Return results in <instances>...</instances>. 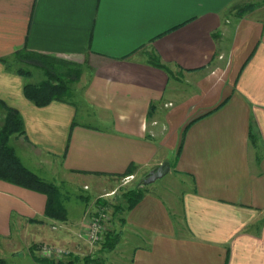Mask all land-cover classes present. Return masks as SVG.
Segmentation results:
<instances>
[{"label": "crops", "instance_id": "obj_1", "mask_svg": "<svg viewBox=\"0 0 264 264\" xmlns=\"http://www.w3.org/2000/svg\"><path fill=\"white\" fill-rule=\"evenodd\" d=\"M23 49L81 66L83 107L105 125L77 123L74 104L28 101L9 66ZM0 103L24 124L16 154L48 183L105 195L163 162L180 183L167 195L143 187L132 209L109 211L119 227L108 232L122 235L96 255L78 239L85 211L50 219L44 195L0 181L6 264H39L41 245L119 264L128 244L127 264H264V0H0Z\"/></svg>", "mask_w": 264, "mask_h": 264}, {"label": "trees", "instance_id": "obj_2", "mask_svg": "<svg viewBox=\"0 0 264 264\" xmlns=\"http://www.w3.org/2000/svg\"><path fill=\"white\" fill-rule=\"evenodd\" d=\"M254 7L247 6L239 10V17ZM13 58L18 63L32 65L37 68L50 67L49 70H46L47 77L45 80L39 83H25L23 94L28 101L32 102L38 108L46 107L53 101L73 104L69 101L71 88L67 85V81L74 82L79 80L81 70L78 67L69 65L64 70H58L61 67L58 65V60L49 56L31 53L26 49L16 52ZM148 58L150 64L154 67L162 69L167 73L169 72L167 66L162 64L157 57L148 56ZM14 72L23 78L32 76L29 70L21 67L14 70ZM71 76L74 79L73 81L70 80ZM1 105L5 111V116L3 123L0 124V181L44 195L47 198L45 215L57 221L65 220L67 215L66 209L62 205L58 187L53 183L42 180L26 168L17 156L15 149L11 146V140L14 137H22L25 135L24 124L20 113L13 108L3 104ZM255 140H257V136L252 132V141L255 142ZM132 169L131 167L127 171V174ZM143 194L144 188L141 186H136L124 192L122 195L123 204L114 207L113 211L116 214H122L132 209L140 201ZM122 221L123 219L121 218L120 222L123 223ZM119 235V233H114V231H107L100 250L112 251L119 241ZM34 260L39 264H77L80 261L85 264H105L104 260L96 255H87L82 259L76 256L61 262L37 257H34ZM0 264H6V261L0 258Z\"/></svg>", "mask_w": 264, "mask_h": 264}, {"label": "rangeland", "instance_id": "obj_3", "mask_svg": "<svg viewBox=\"0 0 264 264\" xmlns=\"http://www.w3.org/2000/svg\"><path fill=\"white\" fill-rule=\"evenodd\" d=\"M237 15H239L238 12H237ZM58 61H59L58 65H60L62 67V68L61 67L58 68V70L59 69L64 70V68L69 66L68 62H65L62 60H58ZM9 66L14 70L19 68V67L24 68L25 70H29L32 73V76L25 78V81L28 83H39V82L45 80L47 77L46 70H49V68H50V67L37 68V67H34L32 65H26V64L18 63V61H16L15 59H11L9 61ZM78 69H81V66L78 67ZM82 71L83 70H81V74H82ZM81 74H80V77H81ZM80 77H79V80H80ZM70 80L71 81L74 80L72 76L70 77ZM79 80L74 81V82L67 81V85L71 88V90H70L71 91V97H69V101L71 103H73L77 109V116H76L75 121L77 123L103 127L105 125V122L104 121L102 122L101 120H99V118L97 119L96 112L90 108H87V107L84 108L83 107V105L85 106L84 99H83V86L80 85L81 83L79 82ZM173 85H175V83L172 81L170 88H172ZM181 86L184 87L185 89H187L186 85H181ZM14 145H15L14 141H11V146L14 147ZM17 151H19V150L17 149ZM167 158H168V161L172 163L174 160V154L173 153L167 154ZM146 175H147V173L138 174L130 182H127V181L125 182L124 178H119L117 180V185H119V187H118L119 190L116 191L117 193L114 195V197L108 198L106 203H105V204L108 203L107 207H108L109 211L113 212L114 207L123 204L122 195L124 192H126L130 189H133L136 186L141 185V187H142L143 185L141 183H142V180L144 179V177ZM53 184L56 185L59 189L60 199H61L63 207L68 212H74L75 215H77L76 213L78 211L80 212L81 210H83V211L87 212L88 210H90L92 205H94V204L87 203V202H89L91 199H95L94 202L97 204L98 200L103 199V198H101V195L106 193L105 190H101V188L98 189L97 187L94 188L93 190L91 189L90 191H84L82 189L83 184L74 186L71 181L67 182V180L64 177H61L60 179L54 180ZM143 187L148 188L150 190H154L155 192H159L160 194L167 195L170 192H173V193L177 192V190L180 188V183H179V178L172 175V172H170L167 175H165L164 177L156 180L152 184H150L148 186H143ZM87 197H88V201L86 202L85 199ZM118 218H119L118 215L113 216V219L110 220L108 222V224L106 225L105 233L108 230H113L114 228L119 227ZM117 232L120 234L119 235V240H120L122 233H121V231H117ZM104 237H105V234H104ZM102 242L95 246V248L92 250L91 254H94V252H96L95 254L97 255L99 252H101L99 250L101 248ZM118 243H119V241H118ZM115 254H117L120 258L119 264H127V261H128L127 258L130 254V245L128 244L126 247L123 245L122 247H120L115 252ZM8 260H9V258H7V260H5V261H8ZM28 260H30V259H28ZM110 260L111 261L109 264H114V262L116 260L114 255H112L110 257Z\"/></svg>", "mask_w": 264, "mask_h": 264}, {"label": "built area", "instance_id": "obj_4", "mask_svg": "<svg viewBox=\"0 0 264 264\" xmlns=\"http://www.w3.org/2000/svg\"><path fill=\"white\" fill-rule=\"evenodd\" d=\"M125 182H130L134 179V176H128L124 178ZM84 189H87L85 187ZM117 190L101 196V198H108L114 196ZM85 228L78 234V239L83 241L89 248H95L104 240L105 228L108 222L111 220L109 209L107 204H97L94 209H90L85 213ZM39 254L46 259L53 260L55 262L66 261L70 258L76 257L71 250L58 246L41 245L38 247ZM77 264H85L80 261Z\"/></svg>", "mask_w": 264, "mask_h": 264}, {"label": "water", "instance_id": "obj_5", "mask_svg": "<svg viewBox=\"0 0 264 264\" xmlns=\"http://www.w3.org/2000/svg\"><path fill=\"white\" fill-rule=\"evenodd\" d=\"M170 165L168 162H163L159 166H157L155 169L151 170L147 173V175L142 180L143 186H148L155 182L156 180L164 177L169 172ZM141 186V185H140ZM142 186V187H143Z\"/></svg>", "mask_w": 264, "mask_h": 264}]
</instances>
